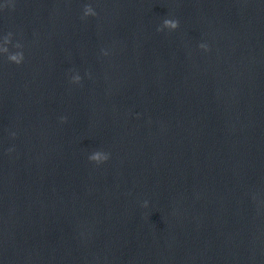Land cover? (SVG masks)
Here are the masks:
<instances>
[{
	"label": "clouds",
	"instance_id": "clouds-1",
	"mask_svg": "<svg viewBox=\"0 0 264 264\" xmlns=\"http://www.w3.org/2000/svg\"><path fill=\"white\" fill-rule=\"evenodd\" d=\"M96 12L90 5H86L84 8V16H95ZM179 27V21L176 19H165L163 21V24L161 27L157 29V31H163L165 28L169 30H175ZM5 42H10L12 38V33L9 32L6 36H4ZM15 48L20 49L22 48V45L20 43H16L14 45ZM200 48L207 50V45L206 44H200ZM4 53H8L7 58L10 62H13L17 65L21 64L24 60V55L22 51H17L15 53H9V50L7 48L2 49ZM105 55L107 53L105 52ZM81 80V77L79 75H76L73 78V82L79 83ZM63 119V118H62ZM13 135H15L13 133ZM90 161L96 162L97 164L103 163L104 161H107L109 159V155L107 153L101 152V151H95L93 152L89 157ZM145 206H147V201H145Z\"/></svg>",
	"mask_w": 264,
	"mask_h": 264
}]
</instances>
